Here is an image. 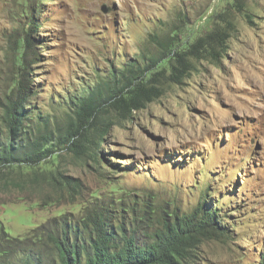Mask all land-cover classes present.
Listing matches in <instances>:
<instances>
[{"label":"rangeland","instance_id":"rangeland-1","mask_svg":"<svg viewBox=\"0 0 264 264\" xmlns=\"http://www.w3.org/2000/svg\"><path fill=\"white\" fill-rule=\"evenodd\" d=\"M228 11L237 30L219 65L201 62L93 145L62 144L37 165L23 161L40 136L58 139L96 87L144 70L159 40L194 44ZM29 22L34 46L23 68L16 56ZM18 74L30 91L28 135L15 164L0 166V264H58L44 229L81 226L99 209L132 230L148 205L153 232L164 208L187 214L204 203L227 236L203 241L189 264L261 263L264 0H0V102ZM1 115L0 107V133Z\"/></svg>","mask_w":264,"mask_h":264},{"label":"trees","instance_id":"trees-1","mask_svg":"<svg viewBox=\"0 0 264 264\" xmlns=\"http://www.w3.org/2000/svg\"><path fill=\"white\" fill-rule=\"evenodd\" d=\"M235 8L240 12L245 9L242 6ZM246 17L252 23V17L249 14ZM218 21L212 32L185 47L177 35L159 40L158 53L148 60L144 70L129 68L121 73L120 80L114 76L102 87H96L82 98L74 117L58 139L51 140L48 134L40 136L33 143L31 152L23 156V161L37 165L62 144L70 146L73 151L81 149L87 142L93 145L112 125H116L112 121L131 120L135 112L159 99L167 84L181 85L201 62L219 65L237 26L229 11ZM29 24V30L21 36L22 52L16 56L23 68L27 66L26 53L34 46L31 36L34 23ZM167 68H170L169 75H166ZM23 79L19 76L17 80L21 81L16 83V88L4 95L0 102L1 123L5 130L1 132L5 139L0 138V166L15 164L20 142L28 135L26 107L30 91L25 76ZM206 207L204 203L187 214H180L177 210L171 213L164 208L166 212L163 209L156 219L161 228L153 232L146 226L147 219L150 221V214L154 212L148 205L145 216H135L132 230L123 222L116 223L114 216L105 209H99L82 221L81 226L63 223L61 228L44 231L46 241L57 255L58 264H189L203 241L227 236V229L217 220V210ZM139 235L142 241L138 240ZM260 264H264V258Z\"/></svg>","mask_w":264,"mask_h":264}]
</instances>
